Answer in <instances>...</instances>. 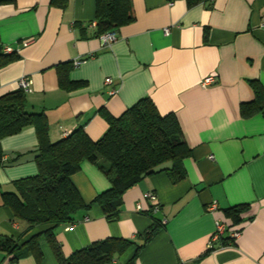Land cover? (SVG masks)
<instances>
[{"label":"crops","instance_id":"0c3cea01","mask_svg":"<svg viewBox=\"0 0 264 264\" xmlns=\"http://www.w3.org/2000/svg\"><path fill=\"white\" fill-rule=\"evenodd\" d=\"M131 3L135 21L116 31L115 42L105 44L95 35V0H0V53L4 47L16 52V59L0 69V96L18 90V80L28 77L26 111L45 115L51 141L80 126L97 141L108 129L103 112L117 118L148 97L161 115L175 114L191 150L181 167L183 179L174 183L162 172L129 189L117 222L108 223L93 204L73 224L55 228L63 256L107 238L141 242L157 223L158 230L139 251L130 246L109 264H264V0ZM76 59H83L82 64L71 65L66 74L84 85L66 90L57 67ZM210 77L215 81L202 87ZM107 78L112 84L105 85ZM250 82L261 88V110L242 118L241 104L255 100ZM0 145L1 191L37 174L33 126ZM71 182L87 205L110 188L88 162ZM148 192L157 198V212L143 199ZM212 203L215 213H209ZM239 205L248 206L245 221L230 227L241 231L239 237L231 244L227 232L207 249L215 220ZM24 227L0 201V236L20 237L23 243L47 228L21 236ZM41 239V264H57ZM11 259L0 252V264H38L31 255Z\"/></svg>","mask_w":264,"mask_h":264},{"label":"trees","instance_id":"16d2710c","mask_svg":"<svg viewBox=\"0 0 264 264\" xmlns=\"http://www.w3.org/2000/svg\"><path fill=\"white\" fill-rule=\"evenodd\" d=\"M195 6L206 0H184ZM65 1L61 4L63 8ZM135 21L131 0H95V24L97 37L115 32ZM11 55L0 53V69L13 62ZM83 61V59H81ZM72 63L57 67L59 84L66 90L82 87L84 82L69 81L66 72ZM255 94L252 103L241 104L240 116L250 118L261 110L262 91L255 82H250ZM26 94L14 90L0 96V143L1 140L19 134L33 126L37 138L34 162L37 174L11 183L12 189L1 191L2 207H7L13 220L22 223L24 236L36 228L47 227L43 232L31 236L21 243L20 237L0 236V252L18 261L33 256L42 263V239L51 248L57 264H109L118 259L128 247L139 251L158 230L157 223L144 234L142 241L107 238L64 257L53 235L58 226L73 224L82 211L91 205L100 207L108 223L120 218L124 194L147 177L168 172L173 182L184 178L182 164L191 155L179 122L173 113L161 115L148 98L140 99L121 116L114 118L103 112L108 124L106 133L97 141L91 140L82 126L66 137L51 141L49 127L43 113L26 111ZM3 152L0 145V162ZM84 162L95 165L109 181L110 188L97 195L91 204H85L71 182ZM154 204L152 203L151 212ZM248 210L247 205L233 206L223 211L224 221L229 227L241 225ZM248 217L247 220H250ZM224 245V244H223Z\"/></svg>","mask_w":264,"mask_h":264},{"label":"built area","instance_id":"2783aa9c","mask_svg":"<svg viewBox=\"0 0 264 264\" xmlns=\"http://www.w3.org/2000/svg\"><path fill=\"white\" fill-rule=\"evenodd\" d=\"M165 32L167 33L168 31L165 30ZM100 41L102 43H105V44H110V43H113L116 41L117 37H116V33L115 32H108V33H105L103 35H101L99 37ZM3 52L4 54L6 55H11L15 52V49L13 48H10V47H4L3 48ZM82 60L81 59H76L73 61L72 63V66L73 68H78L81 64H82ZM214 78L213 77H210V78H207L205 79L201 86L202 87H206L207 85H210L214 82ZM105 85H110L112 84V79L111 78H107L105 79ZM18 89L22 90V92L24 94H27V93H30L31 92V80L28 78V77H21L18 82ZM115 93L114 90H111L110 91V94L113 95ZM210 159H213L212 156L209 157ZM143 199L144 200H147L151 203L154 204V207L152 208V211L153 212H157L158 211V203H157V198L155 196V194L151 193V192H148V193H145L143 195ZM137 210L141 211L142 208H141V205L140 204H137ZM217 211V207L215 204H211L210 207H209V213H215ZM163 224H165V220H163ZM68 230V228H67ZM228 232V237H229V240L231 242V244L239 237V235L241 234V231L239 230H232L228 224H226V222L224 221L223 218H220V219H216L215 220V228H214V232L213 234L211 235L209 241H208V244H207V249L209 250H212L215 245H217L218 243L221 242L223 236L225 235V233ZM222 244V243H221Z\"/></svg>","mask_w":264,"mask_h":264}]
</instances>
